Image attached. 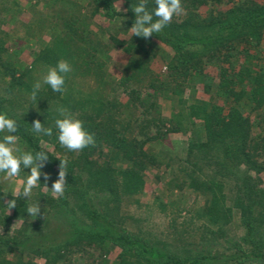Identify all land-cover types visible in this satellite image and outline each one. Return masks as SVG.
Here are the masks:
<instances>
[{
  "label": "trees",
  "instance_id": "obj_1",
  "mask_svg": "<svg viewBox=\"0 0 264 264\" xmlns=\"http://www.w3.org/2000/svg\"><path fill=\"white\" fill-rule=\"evenodd\" d=\"M215 1L182 0L183 13L144 39L129 31L139 0H0V114L17 121L23 151L49 155L31 198L10 211L13 180L31 169L11 181L0 173V264H76L73 256L89 248L102 262L116 249V264L264 262V0L222 10ZM146 7L154 12V0ZM98 15L118 29L96 30ZM29 48L30 64L14 61ZM114 48L129 53L121 77L108 70ZM159 56L163 71L153 67ZM60 60L72 68L63 93L42 82ZM199 84L209 97L198 95ZM161 100L172 103L170 117ZM59 107L84 122L95 146L60 145ZM37 119L51 136L32 131ZM57 157L68 158V176L54 198ZM151 169L169 177V190L200 202L185 213L179 195L143 202ZM36 203L41 215L29 216Z\"/></svg>",
  "mask_w": 264,
  "mask_h": 264
},
{
  "label": "clouds",
  "instance_id": "obj_2",
  "mask_svg": "<svg viewBox=\"0 0 264 264\" xmlns=\"http://www.w3.org/2000/svg\"><path fill=\"white\" fill-rule=\"evenodd\" d=\"M154 3L156 5L154 12L147 10V0H139L138 5L133 7L135 21L129 29L133 36L149 39L153 34L160 33L166 25L171 23L174 16H178L184 11L182 0H154ZM71 71V65L65 60H60L55 67L48 69L42 82L49 85L54 92L63 93L66 91L64 87L65 77ZM41 87L40 80L33 84V90L30 94L32 100H36ZM56 111L61 117L55 119L54 123L55 128L58 129V141L62 147L71 152H79L89 146H95V137L85 129L82 120L76 118L64 107H59ZM17 130L16 120L8 118L6 114H0V133H7L0 140V173L4 174L3 179L11 181L20 176L22 168L31 169L30 174L24 178L22 184L18 185L17 190L11 193L14 199L7 201L9 211L17 206V200L20 197L31 198L33 189L40 183L41 169L49 159V155L45 151H39L35 154L23 151L18 146V137L14 134ZM32 131L45 136L53 134V128H45L39 119L33 122ZM41 144L43 145V141ZM57 159L60 160L58 178L51 187L54 198L64 195L68 176L66 170L68 158L57 157ZM43 176L45 181L50 179L47 173H43ZM44 186L48 188L47 183ZM26 212L32 217L40 216V203L29 204Z\"/></svg>",
  "mask_w": 264,
  "mask_h": 264
},
{
  "label": "rangeland",
  "instance_id": "obj_3",
  "mask_svg": "<svg viewBox=\"0 0 264 264\" xmlns=\"http://www.w3.org/2000/svg\"><path fill=\"white\" fill-rule=\"evenodd\" d=\"M21 2H24L26 0H20ZM239 1L243 0H216L213 5L215 9H227L230 6H232L234 3H237ZM262 1V0H259ZM119 5L122 6L120 3ZM209 10L208 7H204L202 9V12H207ZM23 19H28L30 18L29 13H24L22 15ZM16 24H6L3 26V29L9 30L15 27ZM104 26L105 28H115L118 29L119 26L111 25L110 21L105 20L101 15H98L94 17L93 19V27L97 30L99 29V26ZM124 32V31H122ZM122 37H124L125 34L121 33L120 34ZM22 41L20 42L19 45H22ZM167 50H170V48L166 47ZM264 48V44H263ZM17 56V57H16ZM129 57V53L125 51V49H119V48H114L111 51V57L108 58V70L109 74L113 77H121L126 73V64H127V59ZM14 61L23 63V64H30L32 62L33 56L31 55V49H25L21 53H17L15 57H13ZM166 63L162 60V58L159 56L157 57L154 62H153V67L157 71H163L165 69ZM216 72L215 68H211V72ZM198 95L202 98H207L209 97L208 94L204 92V88L199 84L198 85ZM161 105V111L162 115L165 117H170L171 113L174 111V107L172 103L169 100H161L160 101ZM175 141H178L179 137L175 138ZM168 179L167 175L161 170L158 169H151L147 171L146 174V180H147V188L145 191L139 195L140 199L143 202H152L156 196H160L163 200H168L167 197L169 195H179V204L183 210V213H185L187 210L191 209L195 205H197L200 202V198H197L194 193L191 191H183V195L180 191H171L168 188ZM21 179L13 180V185L15 191L17 190L18 185L22 184ZM181 195V196H180ZM162 220L158 219L157 222H161ZM163 223V222H162ZM99 255V250L89 248L87 250H83L78 252L73 256V261H70L71 263L76 262V264H116L117 262V255L118 251L115 249L111 252V254L108 256V260L106 262L100 261L98 258ZM256 264H264V262L256 261ZM68 264V263H65Z\"/></svg>",
  "mask_w": 264,
  "mask_h": 264
}]
</instances>
